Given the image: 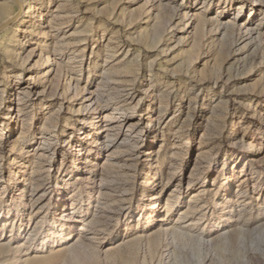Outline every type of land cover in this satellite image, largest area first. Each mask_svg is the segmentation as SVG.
I'll use <instances>...</instances> for the list:
<instances>
[{
    "label": "rangeland",
    "instance_id": "374dc122",
    "mask_svg": "<svg viewBox=\"0 0 264 264\" xmlns=\"http://www.w3.org/2000/svg\"><path fill=\"white\" fill-rule=\"evenodd\" d=\"M0 28V264H264V0H0Z\"/></svg>",
    "mask_w": 264,
    "mask_h": 264
},
{
    "label": "bare ground",
    "instance_id": "6f19581e",
    "mask_svg": "<svg viewBox=\"0 0 264 264\" xmlns=\"http://www.w3.org/2000/svg\"><path fill=\"white\" fill-rule=\"evenodd\" d=\"M230 2H233V1H230ZM11 19H13V18L10 17L9 20L12 21ZM7 22H8V21H6V23H7ZM4 26H5V25H4ZM1 28H2V27H1ZM1 28H0V29H1ZM112 129H113V128H112ZM112 129L109 128V129H105V130H107V131H111ZM109 134H110V133H108V135L106 136V139L109 140V142L114 141V139L111 138V137L109 136ZM124 141H125V140H124ZM107 142H108V141H107ZM121 144H122V143H121ZM121 144H120V145H121ZM131 147H132V146H131ZM118 156H119V155H118V152H117L116 155H114V156L111 155L110 158H116V157H118ZM113 165H114V164H113ZM113 165H112V166H113ZM115 168H116V167H115ZM112 169H113V168H112ZM114 170H115V169H114ZM104 210H105V209H104ZM107 211H108V210H107ZM102 214H103V215H102V218H105V219L108 218V215H104V213H102ZM100 218H101V217H100ZM93 219H94V218H93ZM106 221H107V220H99V219H98V220H95V221L92 220L91 223H92V224H97V225H100V226H106V223H107ZM82 228H83V227H82ZM100 229H101V228H100ZM180 232H181V230H180ZM183 234H184V233H183ZM192 235H193V234H192ZM192 235H191V237H193ZM186 236L190 237L189 235H186ZM191 237H190V238H191ZM193 238H194L197 242H201V241H202V238H201L199 235H196V237H193ZM191 239H192V238H191ZM194 239H193V240H194Z\"/></svg>",
    "mask_w": 264,
    "mask_h": 264
}]
</instances>
